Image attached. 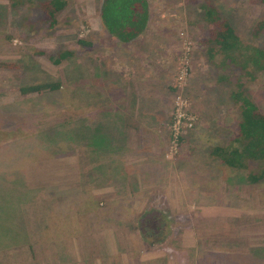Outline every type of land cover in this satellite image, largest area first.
Returning <instances> with one entry per match:
<instances>
[{
	"label": "rangeland",
	"instance_id": "1",
	"mask_svg": "<svg viewBox=\"0 0 264 264\" xmlns=\"http://www.w3.org/2000/svg\"><path fill=\"white\" fill-rule=\"evenodd\" d=\"M19 1L15 7L0 0V63L12 66L0 68V264H170L171 257L172 264H264V182L252 185L247 172L226 169L225 188L198 182L201 188L184 191L202 190L204 198L170 203L167 185L182 180L173 166H184L198 146L229 144L240 117L230 98L240 71L220 73L206 62L201 39H208L209 26L200 21L201 0H149V29L127 45L106 35L103 0H66L54 26L40 8L45 0ZM213 2L245 44L264 48V33L253 37L264 3ZM63 51L74 55L56 65ZM223 75L232 83L219 82ZM244 81L264 113V72ZM47 82L60 83V91L21 95L22 87ZM182 106L195 121L175 141L172 126ZM143 110L148 116L138 117ZM205 121L213 140L193 137ZM133 160L139 163L128 169ZM152 165L154 174L145 177ZM191 174L185 184L194 183ZM84 192L101 208L126 200L118 204L126 218L134 215L128 208L167 209L177 236L148 252L116 211H88ZM217 194L223 197L209 199Z\"/></svg>",
	"mask_w": 264,
	"mask_h": 264
},
{
	"label": "trees",
	"instance_id": "2",
	"mask_svg": "<svg viewBox=\"0 0 264 264\" xmlns=\"http://www.w3.org/2000/svg\"><path fill=\"white\" fill-rule=\"evenodd\" d=\"M260 1L264 3V0ZM12 2L15 7H18L20 3L19 0H12ZM67 4L66 0L41 2L40 8L50 26L57 23L58 14L67 7ZM197 9L201 11L200 21L209 26V37L205 41L208 47L207 62L216 67L220 73L228 69L240 71V76L233 84V91L230 95L240 111L237 132L229 144L215 147L212 154L227 168L247 172L246 179L250 184H261L264 182V113L250 97L244 79L247 82L256 81L258 75L264 72V48L245 44L232 23L222 16L213 0H201ZM99 18L108 37L124 44H130L143 37L148 31L152 21V8L149 0H103L99 9ZM263 33L264 20L255 26L253 37H259ZM79 43L88 48L92 46L84 40H79ZM73 55L69 51L60 52L54 63L61 65ZM4 67L12 68L10 65L0 63V68ZM221 79L232 83L231 75L220 76L219 82L222 81ZM61 86L60 83L47 82L22 87L20 92L26 98L34 94L43 95L60 91ZM85 196L91 198V201L86 204L88 211L111 212L113 210L112 212L116 211L115 214L120 222L133 225L139 233L142 248L148 252L169 246L168 243H172L177 236L175 218L167 209L160 208L158 205H148L140 213L128 208L126 212L134 213V215L126 218L122 216L123 209L118 205L126 203V200L115 201L101 208L100 203H103L101 200L95 201L92 194L87 195L84 192L82 197ZM115 205L116 208H114ZM122 226L124 225H114L112 228ZM24 235L21 239L25 237Z\"/></svg>",
	"mask_w": 264,
	"mask_h": 264
},
{
	"label": "crops",
	"instance_id": "3",
	"mask_svg": "<svg viewBox=\"0 0 264 264\" xmlns=\"http://www.w3.org/2000/svg\"><path fill=\"white\" fill-rule=\"evenodd\" d=\"M202 41V44L204 46H207L205 44V39H201ZM124 44V43H122ZM127 45V44H125ZM207 51H208V47H206V52H205V56H207ZM207 59V58H206ZM207 62V61H206ZM207 64L210 66L211 64H209V62H207ZM223 82V81H221ZM216 84V83H215ZM222 86V85H221ZM215 87V85L213 86ZM213 89H211L210 91L212 92ZM110 92V91H109ZM199 98V99H197ZM202 97H200V94H196V99L199 100L197 101V103H201V100ZM111 101H112V98L110 97ZM209 100V98H207L206 102ZM125 107V106H124ZM123 107V108H124ZM119 109H122V107H119ZM121 114V113H120ZM148 112L143 110L141 111V113L138 114V117L140 116H148ZM122 115V114H121ZM240 119V117H239ZM238 119V122H237V125L239 123V120ZM203 123V122H202ZM116 124V123H115ZM146 123H143L142 122V125H144L143 129H140L142 132H146L145 129H149V126L146 127L145 126ZM202 126L199 127L196 132H195V135H193V137H198L200 140H213V138L215 137L213 135V132H212V126H209L208 124H206V121L201 124ZM153 127H155V124L153 125ZM238 127V126H237ZM110 140L114 141V138L111 136L110 137ZM204 143V142H203ZM205 145V144H204ZM218 146H223V145H219L218 143L214 144V146L212 148H206L204 149V147H201V146H198L197 150L192 152L193 150H191L190 154H189V157L188 159L186 158L184 161V166H181V164H178V165H175L173 166V171H174V175L178 176L179 179H182V180H179L178 184L176 186L174 185H171L173 183H170L167 185V188L169 189V193H170V199H171V204L173 205H178V204H183V203H187V202H195L196 199H202L204 198L203 197V193H202V190L201 191H184L186 189H196V188H201V186H195L196 183H200L202 185V188H205V187H214L215 184H220L219 187H222V188H225L224 185L226 186L225 182L227 181V184L229 183V179L228 177L229 176H225L224 174V170L228 169L222 162L220 159H218L217 157L213 156L212 154V150L215 148V147H218ZM130 152V151H129ZM142 152V150H141ZM129 154V153H128ZM130 158H134V152L130 153ZM190 159V160H189ZM194 159V160H193ZM183 161V160H181ZM191 162V166H188V164ZM139 163V161L137 160L136 162H133L131 163V165H129L128 169H132L133 167H135L137 164ZM188 163V164H187ZM183 164V163H182ZM153 169L151 170V172L149 171L148 173L145 172V174H147L145 177H148L150 178L153 174H154V171H155V167L154 165H152ZM137 170V169H136ZM208 173L209 175V179L206 180L205 178V173ZM191 174V177L190 179H192L194 181V183H190V184H185L184 183V180H185V174ZM212 174H215V176H212ZM171 176L173 175H169L168 178H170ZM224 176V177H223ZM184 178V179H183ZM152 184H154L152 181H150ZM205 183H208V186L204 185ZM145 186H148V185H145ZM228 186V185H227ZM99 188V187H98ZM97 189V188H96ZM94 189V190H96ZM181 190V191H179ZM185 196H187V199L188 197H190V201H185ZM201 197V198H199ZM223 196L221 195H214L212 196L211 198L209 199H216L217 201V198L220 199L222 198ZM225 199V198H224ZM206 201V200H205ZM183 202V203H182ZM209 203V201H207ZM218 203V202H217ZM109 237V236H108ZM190 238H191V234L189 233H185V236H184V239H183V242L185 243V245H187L188 247L189 244H190ZM110 241V240H109ZM111 245V243H110ZM177 249V248H176ZM178 250V249H177ZM112 256V255H111ZM115 256V255H114ZM138 259L140 260V257L137 255ZM113 258V256L111 257ZM110 258V259H111ZM115 258H117V256H115ZM137 259V258H136ZM137 259V260H138ZM143 259V258H142ZM173 257H171L170 259V264L173 263ZM134 260V259H133ZM135 261V260H134ZM126 262L128 263V258L126 259ZM169 264V263H168Z\"/></svg>",
	"mask_w": 264,
	"mask_h": 264
},
{
	"label": "built area",
	"instance_id": "4",
	"mask_svg": "<svg viewBox=\"0 0 264 264\" xmlns=\"http://www.w3.org/2000/svg\"><path fill=\"white\" fill-rule=\"evenodd\" d=\"M179 108V107H178ZM183 111V112H182ZM195 118L187 114L186 110L182 108L178 109V115L176 117V121L173 123L172 131H173V138L175 141L178 139L179 135L181 134V130L184 127L191 128L194 125Z\"/></svg>",
	"mask_w": 264,
	"mask_h": 264
}]
</instances>
